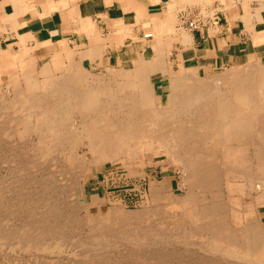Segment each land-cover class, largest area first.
<instances>
[{"label":"bare ground","instance_id":"1","mask_svg":"<svg viewBox=\"0 0 264 264\" xmlns=\"http://www.w3.org/2000/svg\"><path fill=\"white\" fill-rule=\"evenodd\" d=\"M180 20L182 21V18ZM183 20L185 21L184 18ZM190 26L198 27L199 25ZM143 27L145 30L151 31L149 34H145L144 39L153 38L152 56L149 59L140 56L134 61L132 69L117 71L114 75L117 77L116 80L110 78V72L108 76L100 75L99 77H93V74L91 77L90 74L83 73L79 68L81 58L78 57L77 52V54L74 52H66L65 54L62 52L64 55L62 53L55 54L51 57L50 61H46L43 64L40 70L37 69L38 71L35 69L36 66L33 58L24 56L27 54V51H24L22 55L1 54L0 82L2 81L3 69L10 68L14 72L8 78L9 85L13 82L18 88L14 89L12 99L9 98V101L11 100L9 107L0 106V109L7 110L3 114L5 116L9 114L8 116L10 117H7L9 118L7 120L8 123L4 121V127L0 125V130L3 131L4 128L3 132L6 135L15 133L17 137H23L25 134L27 136L32 131L37 137L35 151L40 156L45 158L51 155L49 152L62 150L64 151V157L74 167H77V174L88 171L92 165L101 164L107 160H114L117 157L133 158L137 151H143L144 154L164 155L165 157L172 158L181 165L189 189H187V195L184 198L177 199L168 195L169 201L173 197L171 203H174L176 207L173 204V206H168L170 209L173 207L174 209L178 208L182 210V218L176 220L182 219V221H188L186 227L189 230V235H194L200 238L199 240L204 239V244L208 247L209 253L225 256L232 261H241L243 264H264V220L260 215L262 206H264V69L262 63L251 61L242 64L240 66L243 70L238 74L228 76L206 75L205 77L200 76L197 71L198 68L185 69L180 65L181 70L177 74L172 75L167 63L171 44L176 41L181 46L191 45L192 39L188 29V32L182 29L177 31L174 25L170 24L163 25L162 31L155 33L151 29V26L145 25ZM245 27L244 29L251 33L255 45L264 44V33L255 34L253 25H245ZM126 34L123 35L121 33L120 39L122 36L125 37ZM169 36L170 38H168ZM170 39L173 40L172 43ZM64 60L66 63L68 62L67 69L64 72L56 73V71H60L63 68ZM180 60L182 58H179ZM157 77L167 79V90L160 97L157 96L153 84V80ZM6 86L8 85L6 84ZM1 96L0 93V102L2 101ZM79 147L87 150L91 160L85 161L86 154L80 156L77 153ZM10 163L12 162H9V165ZM72 165L70 164V166ZM15 169H11L10 171ZM16 171L18 172V170ZM61 172L59 173L61 174ZM63 172L68 173L66 170ZM230 176L236 179L235 185L228 182L230 181ZM224 179L227 181L226 191L221 186V182ZM30 181L32 182V179ZM68 187H64V189H68ZM169 188V186L162 184L160 187L152 184L150 197H152L154 202H165L166 205L167 201L163 199L162 193L166 192V190L168 191ZM64 189L61 193L67 194L64 192ZM34 191L36 190L33 188ZM253 191H256V200L244 205V196L250 195ZM69 192L72 193V190L70 189ZM235 192L238 196L232 198L231 196ZM10 195L12 194L10 193ZM72 196L71 194L68 197ZM208 196H210V199L207 198ZM42 197L44 198V196ZM42 197H40V200ZM49 197L51 198V196ZM50 198H46V202ZM3 200L6 201L4 198ZM21 201H19L20 204H22ZM53 201L55 203H50L55 205H52L53 207L52 209L50 208L49 214L47 213L49 208H46L47 212L45 213L47 216H39L40 211H37L38 215L33 214L31 212L32 209L26 210L28 209L26 207L23 213L25 211L31 213L28 216L26 215L28 213L23 215V217L27 216V220L22 221V223L26 221V225L23 227L22 224V228L18 231H9V226L7 228L5 225V229L8 231L4 230L1 228L2 225L0 227V247L6 248L10 243L8 241L12 239L11 246L13 241L17 247L14 245L15 249L11 246L9 248L13 250L19 248V252L21 251V253L22 251H29V253L30 251H38L36 253L40 254V251H51L50 248L52 247L53 249L54 245L50 246V243L47 245V242L43 240L47 236L56 235L60 231L56 233V227L52 226V223L63 218L59 216V210L57 211L59 208L55 209L54 207L58 200L55 201L53 199ZM6 202L8 203V201ZM47 203H42L45 205L42 206H48ZM0 204L2 205L1 202ZM12 206L14 207V205ZM34 206L32 207L34 208ZM6 207L2 208L5 209ZM16 207L18 208V206ZM38 207L36 209L41 208ZM69 207L67 210H70L71 207ZM115 208L111 207L102 219L97 218L99 222L102 221L106 224L93 225L89 227L90 230L88 229L89 238H92V241L90 240L89 243L96 242V248L95 245L93 246L95 249L98 248L99 242L97 240L105 239L104 241L107 244L108 239L114 238L116 235L121 234V232L124 234L121 229L124 224L120 221L124 220V216L127 215L122 209ZM7 209L4 210L5 213ZM16 212L13 213L18 214V211ZM66 212L70 214L69 211ZM14 216L16 215L13 214L10 217L14 218ZM19 216L21 217L22 214H19ZM49 221H52L51 225L46 226ZM65 222L67 223L66 220H64ZM184 227L182 226L183 230ZM57 235L59 237L61 234ZM55 238L53 237L52 240ZM68 238L67 236L66 240ZM137 238L138 236L134 238L135 242ZM64 239L65 237L61 238L57 243L53 241L56 244L55 247H58V249L59 247L62 248L61 246L65 244L61 243V240L64 241ZM84 243L83 247H86L83 250L88 251L87 248L91 244ZM100 243L99 245L103 247L102 241ZM79 244L81 245V242ZM71 245L74 246L73 244ZM71 248L75 247H70L69 249ZM80 248L82 249V246ZM98 249H100V246ZM61 250H57V252ZM92 250L90 249L88 252L90 253ZM2 251L0 249V253ZM5 251L6 254H10L7 253V250H4V254ZM153 251L150 253L149 250L147 253H150L156 260L163 259L167 255L165 253L164 256L162 254L164 252L161 253L162 255L155 254L156 252L153 254ZM53 252H49V255H52ZM77 254L82 255L78 252ZM138 254L140 255L139 252ZM125 255H131V251L128 255L125 252ZM132 255L128 256V259L125 257L126 261L129 259L135 261L140 257ZM79 256L76 257L79 258ZM93 256L95 257L96 255ZM168 258L171 257L168 256ZM168 258L166 257V259ZM92 260L91 262L87 261V263L91 264ZM74 262L76 264L75 260ZM97 262L95 263L97 264ZM105 262H109V260H105ZM77 263L80 264V262ZM8 264H11L10 261Z\"/></svg>","mask_w":264,"mask_h":264},{"label":"rangeland","instance_id":"2","mask_svg":"<svg viewBox=\"0 0 264 264\" xmlns=\"http://www.w3.org/2000/svg\"><path fill=\"white\" fill-rule=\"evenodd\" d=\"M186 23H188V22H186ZM171 25H174V27L176 28L175 30H177V31L182 29V30H185L186 32L189 31L190 33L197 32L201 28H204V27L207 28V27L211 26V25H199L198 26L199 28H198V27H191L190 25H181L180 20L179 19L176 20L175 18H173L171 20ZM143 26H145V25H143ZM143 26L137 25V27L135 28L134 31H132V29H127V31H128L127 35L130 37L129 41H131V39H132L131 42L133 43V46H129V49H128V47H126L127 44H124L125 47L122 48L121 52H124L125 55L127 56V54L130 53L131 48L134 49L136 55L135 54L133 55V60L131 62H127V63L119 62L118 65L106 66L104 68L96 69V70H91L88 67H82L81 64H79L80 70L85 74L86 73L90 74L91 77H92V74H93V77H99L100 75H102V76L107 75L108 76L109 72H110L111 73L110 78L116 80L117 77L114 76L115 73L117 71H124V70L128 71V70L132 69L134 61L137 60L138 57L143 56V57L149 59L153 54L154 41H153V38H147V39L145 38L144 39L145 34L146 33L149 34V32H151V31L145 30ZM149 26H151V29H153L155 33H160L162 31L163 25H149ZM195 28H198V29H195ZM187 29H188V31H187ZM142 34H144V35H142ZM125 37H127V36H125ZM168 38H170V36ZM172 42H173V40H171V43ZM190 47H191L190 44L186 45V46H181L176 41H174L171 44L170 53L168 54L167 63H168L169 71L172 75L177 74L181 70L180 65H181V67H183L185 69H195L196 68L192 62L187 60L190 57V54H189V48ZM48 49H49V51L51 50V53L52 52H55V53L56 52H58V53L64 52V54L66 52L73 53L69 50L63 51V50H57L56 49L54 51L52 49V47H48ZM51 53L43 54V52H42V54L41 53L35 54L36 58L38 59L37 63H35L36 71L40 70V68L43 66V64L46 63V61L48 62L51 60V57H52ZM24 56H27V55L25 54ZM178 57L180 59L182 58V60H180L181 63H180ZM64 62L65 63L63 64V68H61L60 71H56V73L64 72L67 69V67H68L67 63L68 62L66 63L65 60H64ZM261 62H262V66L264 69V58L261 60ZM7 70H9L11 72L10 75L12 74V72H14V70H12L10 68H8ZM242 70L243 69L241 68L240 65L239 66H232V67L227 66V67L217 68V69H213V70H210V69L206 70V69H200V68L197 69V71L201 77H203V76L205 77L206 75L207 76H210V75H216V76H218V75H224L225 76L226 75V76H228V75H232V74H238ZM1 79H2V81L0 82V84H1L0 85V91H1L0 93L3 97L1 96L2 101L0 102V106L1 107H6V106L9 107V105L11 103V100L9 101V98L12 99V95L14 94L13 91H14V89H17L18 87L13 82L9 85L10 82H9V79L7 78L6 75H4ZM155 79H154L155 81L153 80V84L155 86L157 96H159V97L163 96L165 91L167 90V79L164 77H157ZM6 84L8 86H6ZM5 89L9 92H7ZM3 93L6 94L7 96L4 95ZM8 93L10 96L8 95ZM3 98H4V100H3ZM3 103H5V104H3ZM4 111H7V110L6 109L5 110L0 109V112L2 114L5 113ZM1 113H0V125H3V127H4V124H3L4 121L9 120L10 117L8 116L9 114L7 116H5V114H3V117H2ZM6 113H8V112H6ZM7 117H9V118H7ZM2 118L3 119L5 118V120H3ZM7 123H8V121H7ZM5 126H6V123H5ZM10 129H12V128H10ZM4 130L5 129L3 128V131ZM0 131L2 132V133L0 132V197H3L4 199H6V201H8V203H7L5 200H3V198H1L3 200V202H2V200L0 199V202L2 203V205L0 204V223H1L0 227L3 225L1 228H3L4 230H7L5 228L7 226H9V228L7 227L9 231L10 230L11 231H18L19 229L22 228V226L25 227L24 225H26V221L23 223H22V221L27 220L26 217L29 215V213L32 212L33 214L38 215L37 211H40L39 216L40 215L41 216L42 215L47 216V214L45 212H47V209L49 208L47 213L48 214L50 213V211H51L50 208L52 209V207H53L52 205H55V204H51V203H55L53 201V199H54L55 201L58 200L60 202L59 203L58 201H56V206H54V207H55V209L59 208V209H57V211L59 210V212H58L59 216H61L63 218L61 219V217H59L61 220H57L56 222L54 221L53 223H52V221L51 222L49 221L50 224L47 222L46 226L51 225V223H52V226L56 227V233L59 230L61 231V232L59 231L57 234L60 233L61 235L62 234L66 235V236L60 235L59 237L57 234L51 235L52 238L56 237L55 238L56 240L55 239L52 240L51 236L50 237L47 236L43 240V241L47 242V245L49 243L51 244L50 246H52V244L54 245L53 249H52V247L50 248L51 251L52 250L54 251V252L52 251L53 252L52 255H49V252L52 253L50 250H49V252H43L42 251L43 254H41L42 253L41 251L39 252L40 254L36 253L38 251H35V252L30 251L31 254L29 253V251H25V252L22 251V253H21V251L19 252V248H16L17 250H13V249L9 248L11 246V244H10L11 240H12L11 239L10 241H8L10 243L8 244V246L6 248L0 247L1 251L3 250L2 251L3 254H4V250H7V253H10V254H6V251H5L4 255L2 253H0V264H8L9 261L11 264H13V262H14V264H75L74 260L76 261V264H79L77 262H80V264H88L87 261L91 262V259H93L91 264H96L95 262H97L98 260H99V262H97V264H102V263H105V264H121V263L122 264H216V263L217 264L218 263L219 264H240L241 263V264H243V262H241V261L236 262L237 260L232 261L231 259H228L225 256H221L219 254L216 255L215 253H211V252L209 253L208 247H206L204 244V239L199 240L200 238L195 237L194 235H191V234L189 235V233H188L189 230L186 227V223L188 221L187 220L182 221V219L176 220V219L182 218V216H181L182 210H179L178 208L174 209L173 207H172V209L169 208V206H171L172 204L175 206L174 203H171L172 198L173 197L177 198V199L184 198L187 195L186 191H188L187 189H189V188H188V184L186 182L185 174L182 170L181 165L179 163L175 162L172 158L165 157L164 155L155 156L153 154L152 155L151 154H144L143 151H137L134 154L133 158H125V157L119 158V157H117L114 160H107L105 162H102L101 164L99 163V164L92 165V167L90 169H88V171H85L82 174H77V171H76L77 167H74L72 165V163H70L66 159V157H64V151H62V150H56L54 152H49V154H51L52 156L49 155L45 158L40 156L35 151V143L37 141V139H36L37 137H36V134L35 133L33 134L32 131H30L29 135H27V136H25L26 135L25 134L23 136L24 138L23 137H17V135L15 133H10V135H8V134L6 135L5 132H3L2 130H0ZM4 133H5V135L3 136ZM15 140H16V142H14ZM31 144H32V146H31ZM52 153L53 154L55 153V154L53 155ZM61 153H63V154H61ZM77 153L80 156H82L83 154H86L85 158H84L85 161L91 160L90 155L88 154V152L85 148L79 147L77 150ZM9 162H12V163H10V165H9ZM68 162H69V164H68ZM70 164L72 166H70ZM10 168L11 169L16 168V169L13 171H10L11 170ZM16 170H18V172ZM62 170L63 171L66 170V171H68V173L63 172ZM70 171L72 172V174ZM59 172H61V174ZM30 178L32 179V182L30 181L31 183L29 182V180H31ZM229 178H230V181H228V182L229 183L231 182L232 185H235L236 179H234L231 176ZM35 179H36V181H34ZM58 180H61V181H58ZM39 181H41V182H39ZM45 181L46 182L48 181V182L46 183ZM72 181H74L75 183L74 182L72 183ZM44 183H45V186H44ZM69 183L71 186H73L72 188L69 185ZM152 184L156 187H160L161 184L164 186L170 187L168 191L166 190V192L162 193L163 199L165 201H167L166 205L167 206L169 205L168 207H166V208L164 207V206H166L165 202L157 203V202L153 201L152 197H150ZM226 184H227V181H226V179H224L221 182V186L223 187V189L225 191H226L225 187H227ZM68 185L70 188L68 187ZM59 186H62L63 188L62 187L59 188ZM64 187L65 188L68 187V189H64ZM33 188L36 191L33 192ZM63 189H64V192L67 194L61 193V192H63ZM70 189L72 190V193L69 192ZM52 191H54V192L51 193ZM41 192H42V194H41ZM255 192L256 191H253V192H251L250 195L244 196L245 197L244 198V205L249 204L252 201L256 200L257 194ZM10 193L12 195H10ZM37 193H39V194H37ZM71 194L73 196L69 198L68 196H71ZM234 194L231 196L232 198H236L238 196V194H236V192ZM28 195H30V196H28ZM38 195H41V196H38ZM45 195H47L48 197ZM168 195L173 196L172 198H170V201L168 199L169 198ZM6 196H7V198H6ZM42 196H44V198ZM49 196H51V198ZM12 197H14L15 199ZM40 197H42L41 200H40ZM58 197L60 200L58 199ZM46 198H48V199L50 198V200H47V202L49 201L48 203L45 200ZM207 198L210 199V196H208ZM9 199H11V200L14 199V200L11 202V200H9ZM21 199H22V201H21ZM30 200H31V202L32 201H34V202L32 204H30L31 203ZM164 200H162V201H164ZM19 201H21L22 204H20ZM38 201H39V203H38ZM23 202H25V203H23ZM34 203H36V204H34ZM42 203L43 204L47 203L48 206L43 207L45 205H43ZM23 204H25V205L23 206ZM38 204H39V207H41V208L43 207V208L42 209L39 208ZM71 204H73V205H71ZM5 205L8 207V209ZM12 205H14V207ZM1 206L6 207L5 208V209H7L6 213L4 211L5 209L2 208ZM9 206H10V208H9ZM16 206H18V208H21V209H18ZM32 206H34V208ZM36 206L39 209H36L37 208ZM68 206H70L71 208H74V209H71L69 207L70 210H67ZM26 207H28V209H26ZM111 207L112 208L116 207L115 209H122L123 212H125V214L127 215V216H124V218H125L124 220L120 221L124 224V226L121 227L124 234H122V232H121V234L116 235L114 238H111L110 240L108 239L107 244L104 241L105 239L97 240L99 242V243L97 242L98 248L100 246V249L101 248L102 249L101 250L98 248L95 249L96 248V244H95L96 242L95 243H92V242L89 243L90 240L92 241V238L91 239L89 238L90 234H89L88 229H89V227H92L93 225H97V224H103L104 225V224H106L105 222L103 223L102 221L99 222L97 220V218L102 219L103 217H105L107 212L111 209ZM11 208H14V209H11ZM29 208L32 210L34 209V210L33 211L31 210V212L25 211L23 213V211L25 209L30 210ZM16 211H18V214H15V213H17ZM66 211H69V213L71 215L68 214V212H66ZM2 212H4V213H2ZM13 212H15V213H13ZM60 212H62V213L60 214ZM25 213H28V214H26L27 216L26 217L24 216L25 217L24 218L23 215H25ZM173 213H176V214H173ZM13 214L16 215V216H14V218H16V219H14L13 217L12 218L10 217L11 215L13 216ZM19 214L20 215L22 214V216L20 217ZM178 214H180V215H178ZM177 215H178V217L176 218ZM260 215H261L262 219L264 220V206H262V212ZM179 216H181V217H179ZM19 217H20V219H18ZM68 218L71 219V221H69ZM64 220H66L67 223L66 222L64 223ZM183 222H185V223H183ZM56 223L57 224L59 223V224L57 225ZM66 224H68L69 226ZM181 225L183 227L185 225V227H184L185 231L182 229ZM10 226H12V228H10ZM17 227H19V228H17ZM150 231H152V232H150ZM132 234H133V236H131ZM128 235L130 238L128 237ZM67 236L69 237L68 240L70 239L69 242H68V240H66ZM137 236H138L139 240L137 238L136 242L139 241V243L136 244L134 238H136ZM64 237H65V239H64V241L61 240V243L65 244L66 246L65 245L61 246L63 249L60 247H59V249H58V247H55L56 244H54L55 242H53V241H56V243H57V242H59V240L61 238L63 239ZM57 238L58 239L60 238V239L58 240ZM131 238H132V240H131ZM65 240H66V243H65ZM100 241H102L103 247H101V245H99V244H101ZM140 241H142V242H140ZM45 242H43V243L45 244ZM70 242H72L71 244H73L74 246L69 244ZM80 242H81V245L79 244ZM84 242L91 244L92 246L90 245V247H93L95 245V248L94 247L90 248L87 245L89 247L87 249H88V251L90 249L91 250L93 249L92 252H94V251H96V252H94V254H92V252L90 251V253H91L90 254L87 250H85V249L83 250V248L86 247V246L83 247ZM201 242H203L202 244H204V245H202ZM75 243H78V244H75ZM14 245H16V243L12 241L11 247L14 248L15 247ZM78 245L80 247L82 246V249ZM68 246H69V248L70 247H75V248L69 249ZM16 247H17V245H16ZM77 247H79V248H77ZM104 248H106V249H104ZM137 248H138L137 251L140 253V255L136 251ZM10 249L12 250L13 254L11 253ZM74 249H76L77 251ZM143 249H144V251H143ZM57 250H61V251L57 252ZM149 250H150V253H152V250H154L153 254H154V252H156L155 254H157V253L161 254L162 252H164V253H162L164 256H165V253H167V255L171 258H168V256L166 255V257L168 259H166V257H164L163 259L156 260L150 253H147V251L149 252ZM121 251L124 253L123 255H122ZM130 251H131V255L134 254V255H138L140 257L142 255H144L145 253H146V255H144L141 258L138 257V259L135 260L136 262L134 260H130V259L128 261H126L131 256V255H128V254H130ZM77 252L81 253L82 255L83 254L86 255L87 253L89 255L87 254L86 258H85V255L82 256L79 254L80 255L79 256L77 254ZM125 252L129 257L125 255ZM142 252H144V253L141 254ZM92 255H96V256L98 255L97 257L95 256L97 258V260L94 261V259H96V258L94 256L92 257ZM174 255H176V256L174 257ZM76 256L77 257L79 256V258H77ZM87 256H90V257H87ZM172 256H173V258H172ZM74 257H76V258H74ZM123 258H125V259H123ZM143 258H145L146 260ZM177 258H178V260H177ZM8 259H9V261H8ZM140 259H142V260H140ZM82 260H83V262H81ZM105 260L106 261L109 260V262H105ZM7 261H8V263H7ZM49 261H50V263H49ZM101 261H103V262H101Z\"/></svg>","mask_w":264,"mask_h":264},{"label":"crops","instance_id":"3","mask_svg":"<svg viewBox=\"0 0 264 264\" xmlns=\"http://www.w3.org/2000/svg\"><path fill=\"white\" fill-rule=\"evenodd\" d=\"M173 18H182L181 25H211L189 32L187 60L196 68L213 70L264 58V44L255 45L244 29L253 25L255 34L264 33V0H0V65L1 54L24 51L37 63L35 54L51 53L48 47L77 52L81 66L91 70L131 62L134 49L127 56L121 52L124 44L133 46L127 29L170 25ZM120 32L128 37L121 40ZM10 73L3 69L2 77Z\"/></svg>","mask_w":264,"mask_h":264},{"label":"built area","instance_id":"4","mask_svg":"<svg viewBox=\"0 0 264 264\" xmlns=\"http://www.w3.org/2000/svg\"><path fill=\"white\" fill-rule=\"evenodd\" d=\"M187 25H194V22L192 21L191 23L188 22ZM199 28V27H198ZM198 28H195V29H198Z\"/></svg>","mask_w":264,"mask_h":264}]
</instances>
